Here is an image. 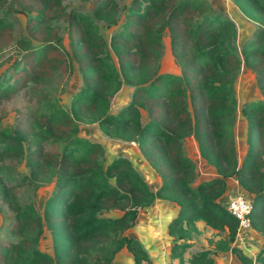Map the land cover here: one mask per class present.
Listing matches in <instances>:
<instances>
[{
	"label": "trees",
	"instance_id": "16d2710c",
	"mask_svg": "<svg viewBox=\"0 0 264 264\" xmlns=\"http://www.w3.org/2000/svg\"><path fill=\"white\" fill-rule=\"evenodd\" d=\"M61 2L0 0V41L11 39L13 31V21L1 14L5 7H19L32 23L31 37L19 41L22 66L16 76L10 74L11 82L0 80V99L61 68L65 52L49 39L53 20L69 25L72 57L82 76V85L70 99L71 111L56 96L44 93L34 108L18 110L10 131H0V154L25 160L24 180L38 185L55 178L43 217L32 202L19 201L0 175V200L12 211L8 233L0 237V264H111L122 248L131 253L134 264H141L149 260L148 253L125 231L155 196L178 205L167 225L170 256L177 264H213L214 256L224 251L236 254L242 264H264V98L241 108L248 125L247 149L240 162L232 132L233 82L242 63L254 70L264 94V0H245L244 6L236 1L262 24L240 53L234 44L235 24L206 0H130L123 31L110 43L96 21L112 14L107 13L110 9L118 13L116 0L100 1L92 13H67ZM165 30L171 35L179 74L156 72ZM38 39L40 43H32ZM122 83L133 86L131 98L116 113L110 112V99ZM140 109L145 111L144 121ZM77 119L96 122L103 132L136 142L160 176L159 187L152 190L126 156H115L104 165L102 145L78 134ZM188 135L194 137L200 155L215 166L216 176L193 184L194 163L183 148ZM228 176L252 194L251 227L263 239L254 257L233 244L238 221L220 201ZM114 210L119 213L103 214ZM44 219L52 233V254L38 246ZM197 220L224 234L212 247L187 258L189 240L200 232Z\"/></svg>",
	"mask_w": 264,
	"mask_h": 264
},
{
	"label": "rangeland",
	"instance_id": "374dc122",
	"mask_svg": "<svg viewBox=\"0 0 264 264\" xmlns=\"http://www.w3.org/2000/svg\"><path fill=\"white\" fill-rule=\"evenodd\" d=\"M102 0H62L61 5L65 8L67 13L71 11L78 12H94L96 6ZM118 13L113 14V9L107 11L112 13L109 16L97 17V29L102 37L110 43L111 39L117 34L123 31L125 23L126 9L130 0H116ZM209 6L220 15L230 19L236 27V40L234 42L237 52H241V48L245 44H249L262 28V24L252 20L249 16L251 10L248 12L242 11L235 0H206ZM241 5L244 6L245 0H239ZM2 16H6L13 21V31L9 35L11 39H4L0 41V80L11 82L12 77L10 74L16 76L21 68V54L23 48L19 41L23 38H30L29 28L32 25L30 15L22 11L16 6H7L1 11ZM35 14V13H34ZM117 21L114 24L110 21L113 19ZM53 28V34L49 39L57 43L60 50L65 52L62 54L60 61V67H56L51 71H48L49 75L42 80L36 82H29L22 88L16 90L10 95L4 96L0 99V131L8 132L12 129L16 122V117L20 112L27 111L28 108H34L37 105L38 98L44 93H50L56 96L60 103L71 111L70 99L72 94L82 85V76L78 70L77 62L72 57L71 50V38L69 35V25L63 20H53L51 22ZM60 40L57 41L58 35ZM40 37H43V33H39ZM42 39V38H41ZM41 39L32 41V43H40ZM171 35L168 30H165L162 35L161 48L159 56L156 60V72L163 73H180V66L177 62L172 49H171ZM114 58V56H113ZM16 61H19L15 64ZM15 66V67H14ZM16 70V72H15ZM233 87L236 96V110L235 120L232 127L233 137L235 141L236 154L238 162H240L245 155V148H247V120L241 111L242 106L251 100L263 99L264 94L260 91L257 85L255 72L249 66L242 63L236 78L233 82ZM133 91V86L130 84L122 83L120 87L113 93L110 99L109 111L116 113L120 107L126 104ZM191 109V106L189 105ZM142 121H144L145 111L140 109ZM78 134L91 140L99 142L104 150L103 163L106 165L113 157L118 155L126 156L130 159L132 164L137 168L141 176L147 181L152 190H156L161 184V179L158 173L153 169L148 160L143 155L138 144L131 140L120 139L111 136L108 133L102 131L96 122H86L77 119ZM54 147V146H53ZM183 148L186 155L193 161L195 169V179L193 184L209 179L216 176L218 173L213 164L208 163L198 150L196 141L192 135L185 136L183 139ZM28 167L25 164V160L15 159L11 157H3L0 154V175L3 176L5 183L10 186L16 193L17 198L21 202H32L40 214L44 215V207L47 199L51 196L55 189V178L43 181L38 185L23 179V176L27 174ZM241 193L247 194L252 198V194L246 192L243 189ZM236 193V192H235ZM233 193L231 196H233ZM238 193V192H237ZM228 201V200H227ZM174 201L164 197L155 196L150 204L141 207L138 210V215L135 223L129 227L125 233L140 240L142 246L149 248L146 242L142 243L140 237L145 234L146 237L153 239L157 237L160 229H164L169 221H158L154 224L152 216L161 215L163 220H166L172 216V208L169 206ZM176 204V203H175ZM226 206V204H225ZM178 210V205L175 206ZM119 211H107L104 215L114 216ZM167 213V214H166ZM163 216V215H165ZM46 217V216H45ZM167 219V220H168ZM12 221V211L8 205L0 200V237L7 235L10 223ZM198 221V220H197ZM167 222V223H166ZM59 227V224H57ZM200 234H196L190 239L191 245L186 253V257L189 258L191 253L196 250L205 248V244L208 247L214 245V241L224 234V231L212 228L205 224L202 227ZM211 240V241H210ZM263 239L262 236L255 230L250 229L242 236H238L235 239V245L240 247L247 255L254 257L259 250ZM144 244V245H143ZM234 244V242H233ZM38 246L41 250L53 253V238L50 228L44 219L43 231L39 238ZM161 246L169 249L171 246V237L164 238ZM206 247V248H208ZM129 262L134 264L131 253L122 248L116 253L111 264H123ZM177 258H170V264H177ZM214 264H242L236 254L233 252H219L214 256ZM127 264V263H126ZM141 264H154L151 261H143Z\"/></svg>",
	"mask_w": 264,
	"mask_h": 264
},
{
	"label": "crops",
	"instance_id": "0c3cea01",
	"mask_svg": "<svg viewBox=\"0 0 264 264\" xmlns=\"http://www.w3.org/2000/svg\"><path fill=\"white\" fill-rule=\"evenodd\" d=\"M245 149H247V148H245ZM237 157H239V156H237ZM225 183H226L225 191L220 197V201L222 202L223 205H225L227 200L230 197H232L231 195L233 193H235V192L237 193V192L242 191V190H240L242 188L240 187L238 181L236 180V178L234 176L226 177ZM169 206L173 210L172 216L168 219V217L166 216V214H167L166 213L165 215H163V216L167 217L166 220H163L164 218H161V215H157L155 217L152 216L151 219L154 220V222H153L154 224H157L158 221H164L163 223H165V221L168 222L176 215V213H177V210L175 208L176 204L171 202ZM196 224H197V227L199 230L203 229L202 227H203V225H205V223L202 220L196 221ZM165 228H166V226L164 227V229H160L159 230L160 232H158L159 236L157 237V235H156V237H153V239L146 237L144 240L143 237L145 236V234H142L141 236H143V237H140L142 243L146 242V245H148V247H149L147 249V248H145V246H143L144 249L147 251L148 256H149V260H147V261H151V259H152V262H154V264H170V258H172L170 256V247H169V249H167L166 247L161 246V243L164 240V238L171 237V235L168 234V230L166 231ZM200 233H201V230L198 234H200ZM235 239H237V236L235 237ZM189 242H190V240H189ZM233 242L235 244V240ZM205 246L208 247L207 244H205ZM224 252H228V251H224ZM229 252H231V251H229ZM185 255H186V253H185ZM126 263L130 264L129 262H125L123 264H126Z\"/></svg>",
	"mask_w": 264,
	"mask_h": 264
},
{
	"label": "built area",
	"instance_id": "2783aa9c",
	"mask_svg": "<svg viewBox=\"0 0 264 264\" xmlns=\"http://www.w3.org/2000/svg\"><path fill=\"white\" fill-rule=\"evenodd\" d=\"M226 208L233 216L236 217L238 221L236 231L237 237L242 236L252 229L250 222V212L253 208V200L250 196L244 194L243 192L235 193L226 202Z\"/></svg>",
	"mask_w": 264,
	"mask_h": 264
}]
</instances>
